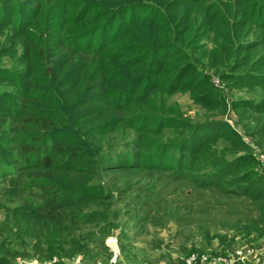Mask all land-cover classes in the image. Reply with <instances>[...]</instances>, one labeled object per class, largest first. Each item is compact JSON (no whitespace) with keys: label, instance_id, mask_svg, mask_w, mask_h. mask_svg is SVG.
Segmentation results:
<instances>
[{"label":"trees","instance_id":"obj_1","mask_svg":"<svg viewBox=\"0 0 264 264\" xmlns=\"http://www.w3.org/2000/svg\"><path fill=\"white\" fill-rule=\"evenodd\" d=\"M0 36V57L15 61L0 67V85L12 87L0 90V138L10 144L0 156L16 150L22 170L0 160V180L16 186L2 195L12 202L24 178L43 191L37 206L2 207L0 264H66L104 246L122 188L106 189L101 174L168 169L234 203L215 205V215L228 207L227 222L198 230L185 258L216 238L230 247L220 231L264 230V174L252 154L264 153V100L230 104L212 78L264 89V0H0ZM180 93L204 108L201 122L169 103ZM130 133L134 155L124 149Z\"/></svg>","mask_w":264,"mask_h":264},{"label":"rangeland","instance_id":"obj_2","mask_svg":"<svg viewBox=\"0 0 264 264\" xmlns=\"http://www.w3.org/2000/svg\"><path fill=\"white\" fill-rule=\"evenodd\" d=\"M21 1L25 2L27 0ZM14 62L9 56L0 57V67H10ZM212 78L220 91H223L224 97L230 104L233 102H259L264 100V89H230L216 75H213ZM0 90L10 92L12 87L2 84ZM169 103L181 111L185 118L193 122H201L206 113L204 108L192 102L190 96L186 93L171 97ZM233 114L232 112L229 118L233 124L232 127L238 133L243 134L245 123L236 122L237 118ZM247 125L252 128L255 126L249 122H247ZM136 139L137 135L135 133H130L126 137L124 149L130 153L129 155H134L136 151ZM245 139L253 146L248 137L245 136ZM0 143H5V141L0 138ZM3 145L10 144L5 143L0 146ZM10 153V156L6 153L2 154L0 160H4L3 163H9V166H15L14 171L21 174L22 170L17 167V164L21 162L17 151H10ZM252 154L257 161L254 170L259 174H264V153L253 146ZM97 180L106 189L113 187L114 184L122 188V192L119 189L120 194L119 191L113 188L116 193L114 208L119 209L120 215L117 222L119 227L105 238L104 246L91 250L87 255H79L75 261L66 264H94L100 261L104 264H112L114 258H116L114 259L116 264H170L171 262L180 264L183 259L185 264H208L210 259L231 255L235 251H247L259 247L264 242V230L248 236L235 231L228 232L221 228L225 231H220L218 235H228L230 236L229 240L234 239L230 247L227 246V242L224 250L221 243H219V239L216 238L213 241V246L207 248L204 253H193L185 258L182 255V247L191 248L192 244L199 241L198 237L200 235L197 233L203 230L202 227L205 225H207L206 230L210 229L214 232L218 229V226H221L218 225L220 221L226 223V210L228 207L225 206H229L231 209L235 206L234 203L223 197H215L211 192L202 190L187 180H177L175 172L168 169H160L156 172L137 171L134 174H119L115 177L114 173L101 174L100 177H97ZM33 182V179L24 178L21 190H18L20 194L14 196L11 202V195L9 198H5L2 194L16 186L5 180H0V224L3 221L2 215L5 212L3 206L14 207L24 202L31 206H37L40 203V195L43 191ZM189 195H192V197L188 199L186 196ZM217 204L225 206L219 208L223 213L215 215V205ZM248 205L249 207H257L260 204L248 203ZM189 210L190 214L188 213ZM210 212L214 214L209 215ZM201 213L204 215H201ZM205 215L208 216L205 217ZM74 235H77V233ZM219 238L221 240V237ZM158 244L164 246L159 248ZM92 247H94L93 244ZM30 249L31 247L26 252L31 255ZM224 251L225 255L222 254ZM174 254H178L180 260L178 258L172 259L170 255ZM194 255L196 257L201 256L204 263L201 260L196 262L191 260L190 257ZM56 259L57 264L59 260ZM13 261L15 264L50 263V261H40L37 257L31 259L16 258ZM246 264H264V255L260 261L251 256Z\"/></svg>","mask_w":264,"mask_h":264},{"label":"built area","instance_id":"obj_3","mask_svg":"<svg viewBox=\"0 0 264 264\" xmlns=\"http://www.w3.org/2000/svg\"><path fill=\"white\" fill-rule=\"evenodd\" d=\"M263 255H264V242L259 247H255V248H252V249L247 250V251H235L231 255H226L224 257H217V258L210 259L208 261V264H245L246 262H248L251 259V256H254L258 261H260L261 257ZM249 257H250V259H249ZM114 259H116V258H114ZM114 259L112 260V264H116L115 263L116 261ZM190 259L194 260V262H196L198 260L199 261L201 260L203 262V259L201 258V256L196 257L194 255V256H191ZM56 261H57V259L54 258L48 264H55ZM90 264H92V263H90ZM94 264H104V263H102L100 261V262H96Z\"/></svg>","mask_w":264,"mask_h":264},{"label":"crops","instance_id":"obj_4","mask_svg":"<svg viewBox=\"0 0 264 264\" xmlns=\"http://www.w3.org/2000/svg\"><path fill=\"white\" fill-rule=\"evenodd\" d=\"M170 256L172 257V259L178 258L180 260V256L178 254H174V255H170ZM174 264H176V263L174 262Z\"/></svg>","mask_w":264,"mask_h":264},{"label":"bare ground","instance_id":"obj_5","mask_svg":"<svg viewBox=\"0 0 264 264\" xmlns=\"http://www.w3.org/2000/svg\"><path fill=\"white\" fill-rule=\"evenodd\" d=\"M115 248V247H114Z\"/></svg>","mask_w":264,"mask_h":264}]
</instances>
